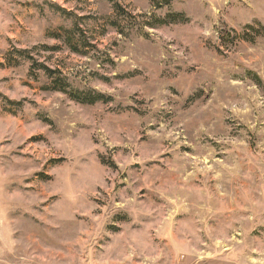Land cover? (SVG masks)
Returning <instances> with one entry per match:
<instances>
[{
    "label": "rangeland",
    "instance_id": "rangeland-1",
    "mask_svg": "<svg viewBox=\"0 0 264 264\" xmlns=\"http://www.w3.org/2000/svg\"><path fill=\"white\" fill-rule=\"evenodd\" d=\"M260 27L264 0H0V264H264Z\"/></svg>",
    "mask_w": 264,
    "mask_h": 264
},
{
    "label": "trees",
    "instance_id": "trees-1",
    "mask_svg": "<svg viewBox=\"0 0 264 264\" xmlns=\"http://www.w3.org/2000/svg\"><path fill=\"white\" fill-rule=\"evenodd\" d=\"M182 21H183L182 16L168 15V16H166V18L164 20H161L158 23L163 24V25H170V24H175V23L182 22ZM248 29L254 30V28H251V27H248ZM260 31H262V33H264V28L260 27V30H257L256 35H258L260 33ZM69 45H71V46H69L70 47L69 50L72 53H77L76 52L77 50H75V47L72 46V44H69ZM17 53H20V52H17ZM66 88H67V85L65 84L64 80H60L59 78L55 79L53 84H52L53 90L63 91V93H65V94H66ZM68 95L71 98V100H73L77 103L89 104V105H92L96 102L103 101L105 99L100 94L96 95V96H92L91 94L84 95V94H76L74 92H71Z\"/></svg>",
    "mask_w": 264,
    "mask_h": 264
}]
</instances>
